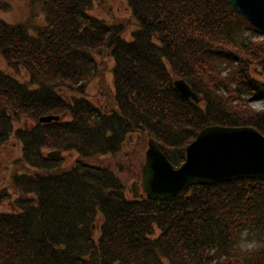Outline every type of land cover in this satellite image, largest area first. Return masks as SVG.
Here are the masks:
<instances>
[{
  "label": "trees",
  "instance_id": "trees-1",
  "mask_svg": "<svg viewBox=\"0 0 264 264\" xmlns=\"http://www.w3.org/2000/svg\"><path fill=\"white\" fill-rule=\"evenodd\" d=\"M96 2L109 7L32 0L45 25L0 21L8 67L0 68V144L15 135L23 148L15 211L1 209L0 194V264H264V248L237 247L244 230L264 234V180L198 184L158 200L141 180L125 183L132 157L110 158L131 134L156 141L175 168L205 127L264 134V110L250 106L264 103V34L245 36L262 33L230 0H127L135 21L127 39L130 19L92 16ZM97 75L94 103L86 94ZM178 79L198 104L175 90ZM45 116L62 119L41 123ZM52 151L77 157L64 166Z\"/></svg>",
  "mask_w": 264,
  "mask_h": 264
},
{
  "label": "water",
  "instance_id": "water-1",
  "mask_svg": "<svg viewBox=\"0 0 264 264\" xmlns=\"http://www.w3.org/2000/svg\"><path fill=\"white\" fill-rule=\"evenodd\" d=\"M236 12L264 33V0H230ZM186 100L200 97L184 80L173 83ZM45 116L41 123L58 121ZM60 151L48 157L59 158ZM242 179L264 180V135L251 127L208 126L186 148L184 163L175 168L153 139H148L142 166V185L148 197L166 200L197 184Z\"/></svg>",
  "mask_w": 264,
  "mask_h": 264
},
{
  "label": "rangeland",
  "instance_id": "rangeland-1",
  "mask_svg": "<svg viewBox=\"0 0 264 264\" xmlns=\"http://www.w3.org/2000/svg\"><path fill=\"white\" fill-rule=\"evenodd\" d=\"M32 0H0V21L7 22L9 24H26L30 27L35 28L37 26H43L46 23L45 15L37 10L32 9L31 5ZM106 4L110 7L106 9L99 2H96L92 5L90 10V15L98 17L99 19L105 20L108 23H111L115 18L118 19H130V25L126 32L127 39L131 38V31L135 30V21L131 17V11L128 7L127 0H105ZM108 12H111L110 14ZM245 36H248L250 39H261V34H252L250 31L245 32ZM102 61V59H98ZM108 68L113 64L112 60H108ZM0 68L7 70L8 67L5 64V61L0 58ZM107 68L106 78L110 82L111 73ZM102 69V67H101ZM15 77L20 80H26L27 74L23 70H11L9 69ZM259 71V69H257ZM257 70H254L256 73ZM100 75L94 77L91 84L87 89L86 96L94 103L101 102L100 98ZM256 111L264 110V103L260 101H252L250 105ZM24 123L16 124L15 127L19 128L24 126ZM28 125V123L26 124ZM30 125V123H29ZM129 140L126 143L127 147L122 153L117 156H112L110 158H121L123 156L132 157L133 160L126 171L123 173V179L129 187L133 186L135 183H138L141 180L142 176V166L138 165L135 160L139 155L144 157V154L147 150V140L141 139L137 134H131L128 136ZM22 143L15 136L12 135L8 142L0 144V194L4 193V199L1 209L4 211L13 212L15 211L13 207L14 200L19 196V193L15 191L12 186V177L16 173L23 171L21 168L20 159L22 157ZM141 152V153H139ZM77 155L72 153H63L62 155V165L70 166L73 164ZM108 158H103L107 160ZM111 160V159H110ZM249 233V232H248ZM260 241L264 238V234L261 233H249V237Z\"/></svg>",
  "mask_w": 264,
  "mask_h": 264
},
{
  "label": "clouds",
  "instance_id": "clouds-1",
  "mask_svg": "<svg viewBox=\"0 0 264 264\" xmlns=\"http://www.w3.org/2000/svg\"><path fill=\"white\" fill-rule=\"evenodd\" d=\"M249 233L247 230H244L240 234V240L237 247L244 253H253L259 251L261 248H264V243H261L255 239H249Z\"/></svg>",
  "mask_w": 264,
  "mask_h": 264
}]
</instances>
